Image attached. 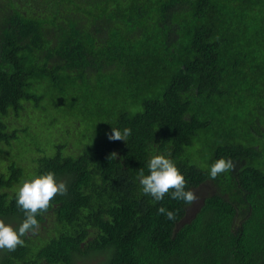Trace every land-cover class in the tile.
Here are the masks:
<instances>
[{
	"label": "trees",
	"instance_id": "16d2710c",
	"mask_svg": "<svg viewBox=\"0 0 264 264\" xmlns=\"http://www.w3.org/2000/svg\"><path fill=\"white\" fill-rule=\"evenodd\" d=\"M29 102L32 125L9 128ZM56 116L77 125L68 151L63 137L11 159L19 132L52 136ZM153 154L196 200L142 193ZM220 157L234 167L210 179ZM0 168L14 228L20 179L67 185L0 264H264V0H0Z\"/></svg>",
	"mask_w": 264,
	"mask_h": 264
},
{
	"label": "clouds",
	"instance_id": "9594fccd",
	"mask_svg": "<svg viewBox=\"0 0 264 264\" xmlns=\"http://www.w3.org/2000/svg\"><path fill=\"white\" fill-rule=\"evenodd\" d=\"M131 134L132 129L129 127L123 130L112 128L108 139L127 141ZM146 167L147 174L141 169L138 175L143 194L151 196L154 201L163 200L166 194L171 199L182 200L185 204H191L196 200V194L186 187L183 173L169 156L153 154L147 161ZM233 167L231 158L220 157L209 166L208 176L210 179H216L221 173H226ZM66 192V183L58 181L53 171L30 172L20 179L14 198L16 205L23 210L24 219L17 228L0 219V249L14 251L18 245L22 246L24 244L22 237L39 227L37 217L47 211L52 198L57 194L64 195ZM157 211L165 214L170 220L176 218V213L164 206H160Z\"/></svg>",
	"mask_w": 264,
	"mask_h": 264
},
{
	"label": "rangeland",
	"instance_id": "374dc122",
	"mask_svg": "<svg viewBox=\"0 0 264 264\" xmlns=\"http://www.w3.org/2000/svg\"><path fill=\"white\" fill-rule=\"evenodd\" d=\"M41 105H42V102H41ZM33 107L34 106L30 102L26 104V108H25L22 119L19 118L17 120H14V117L9 115L6 118L9 128H13L14 126L21 128L26 123L32 125V123L29 121L27 116H31L32 118H35L39 114V111L37 110V108L34 109ZM56 118H58L59 121L57 123V126L54 128L55 133L52 136L51 134H49L48 136H45V135L41 136L42 134L45 133L46 129H39L37 128V125L35 124H33L34 129H37L38 132H40V136L39 134L38 135L32 134L30 132H26L28 136H24L25 133L19 132V137L16 138V140L12 141L10 146H7L5 148L9 151V155H11V159L14 158L16 160L17 157L20 159L22 156H26V153L32 150V144L34 145V148H37L41 145V142L43 143V146H42L43 151L47 153H51V147H49L50 141L55 139L61 142L63 137L69 139L70 141L68 144L67 150H66L68 151L69 148L71 147V144H73L75 140V133L77 130V125L73 123L71 120L67 121L68 119L64 117L61 119L59 118V116H56ZM42 128H45V127H42ZM67 131H69V133H67ZM29 155H31V153H29ZM29 165H30L29 161L28 160L25 161V167H28ZM100 257L101 255L99 254H93L92 256L94 260H97ZM87 262L89 261H85V262L79 261L78 264H90Z\"/></svg>",
	"mask_w": 264,
	"mask_h": 264
}]
</instances>
